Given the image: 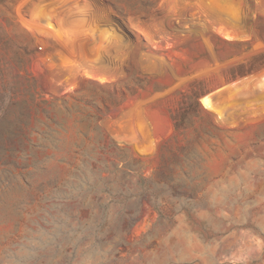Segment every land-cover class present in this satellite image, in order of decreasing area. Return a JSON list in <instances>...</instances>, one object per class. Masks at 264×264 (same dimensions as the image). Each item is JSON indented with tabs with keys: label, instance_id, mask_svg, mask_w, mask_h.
Masks as SVG:
<instances>
[{
	"label": "rangeland",
	"instance_id": "rangeland-1",
	"mask_svg": "<svg viewBox=\"0 0 264 264\" xmlns=\"http://www.w3.org/2000/svg\"><path fill=\"white\" fill-rule=\"evenodd\" d=\"M261 55L264 0H0V264H264Z\"/></svg>",
	"mask_w": 264,
	"mask_h": 264
},
{
	"label": "trees",
	"instance_id": "trees-1",
	"mask_svg": "<svg viewBox=\"0 0 264 264\" xmlns=\"http://www.w3.org/2000/svg\"><path fill=\"white\" fill-rule=\"evenodd\" d=\"M258 57L263 59L264 55H261ZM258 57H257V59H258ZM252 71H253V69H250V67L248 69H246L244 67V65H238L237 68L235 69V71H233V73H232V78L235 79L238 76L239 77L245 76V75L251 73ZM111 85L116 86V84H111ZM127 90L129 92V94H131V95L135 94L133 90H130V89H127Z\"/></svg>",
	"mask_w": 264,
	"mask_h": 264
},
{
	"label": "bare ground",
	"instance_id": "bare-ground-1",
	"mask_svg": "<svg viewBox=\"0 0 264 264\" xmlns=\"http://www.w3.org/2000/svg\"><path fill=\"white\" fill-rule=\"evenodd\" d=\"M227 37H230V36H227ZM232 37V36H231Z\"/></svg>",
	"mask_w": 264,
	"mask_h": 264
}]
</instances>
